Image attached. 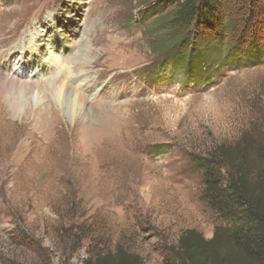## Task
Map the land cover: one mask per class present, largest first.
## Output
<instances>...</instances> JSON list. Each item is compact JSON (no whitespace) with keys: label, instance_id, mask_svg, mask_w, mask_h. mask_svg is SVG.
I'll return each mask as SVG.
<instances>
[{"label":"rangeland","instance_id":"1","mask_svg":"<svg viewBox=\"0 0 264 264\" xmlns=\"http://www.w3.org/2000/svg\"><path fill=\"white\" fill-rule=\"evenodd\" d=\"M232 2L245 5L239 25L264 29V0ZM152 5L159 0H0V264H81L116 248L161 264L186 229L209 239L225 223L192 157L253 123L264 129V55L219 76L189 71L181 57L165 63ZM40 39L53 47L41 48V66L10 59ZM87 46L90 64L70 60Z\"/></svg>","mask_w":264,"mask_h":264},{"label":"trees","instance_id":"2","mask_svg":"<svg viewBox=\"0 0 264 264\" xmlns=\"http://www.w3.org/2000/svg\"><path fill=\"white\" fill-rule=\"evenodd\" d=\"M232 1L159 0L158 6L152 5L146 13L158 17L160 34L154 49L163 50L161 60L168 63L181 57L189 71L197 66L213 76L241 65L244 55L242 64L259 63L264 55L262 22L239 25L236 17L245 5ZM192 160L202 171L204 200L225 223L217 224L209 239L186 229L175 252L161 264H264V129L253 123L235 142ZM81 264L143 262L139 255L116 248L96 252Z\"/></svg>","mask_w":264,"mask_h":264},{"label":"bare ground","instance_id":"3","mask_svg":"<svg viewBox=\"0 0 264 264\" xmlns=\"http://www.w3.org/2000/svg\"><path fill=\"white\" fill-rule=\"evenodd\" d=\"M45 23H46V25L47 26H49L51 23L50 22H44V23H42L41 25H42V27H43V29L39 32V37L41 36V34H42V32L46 29V25H45ZM34 25H32L31 27V34L33 33V31H37L39 28H34L33 27ZM34 28V30L32 31V29ZM30 30V29H29ZM25 35V34H24ZM27 35V34H26ZM85 35V34H84ZM31 36V35H30ZM46 36V35H45ZM60 37L61 36H59V38L58 37H53V40H55L56 42L58 41L59 42V40H60ZM32 38L33 37H31V39L30 40H32ZM40 40H42V42H39L38 44H36V43H34L33 44V47H32V49H30L29 51L28 50H26V52L24 51V49H21V45H20V47H16V49L18 48L19 50H22V53H18L17 51L16 52H14L15 51V49H13L12 51L13 52H11V56H10V59H11V57H14V58H12L14 61H18L19 62V59L18 58H21V61H23V59L25 60V64L26 65H29V67H32V66H35V67H39V66H41L40 65V60H41V58H42V55H43V51L41 50V48L43 49H45L46 50V48H50L49 50H51L52 51V49H53V47L52 46H50V45H47V44H45L44 43V41H43V39H40ZM23 41V40H22ZM62 45V47L61 46H58V47H61V48H63L65 45L64 44H61ZM64 45V46H63ZM51 51H48V53H49V56H51V57H49V59H52L51 61L53 62L54 61V65L56 66L57 64L56 63H59V62H61V58L62 57H60V55H58V54H53ZM87 51H88V46H87V48L85 47V48H83V49H81V51H78V52H76L75 54H74V56H72L71 57V61L72 60H75L74 61V63H77V62H79L80 64H86V65H88V64H90V59L89 60H87V59H82L83 57H86L87 56ZM28 53V55H29V58L27 57V56H25L26 54ZM44 54H45V52H44ZM47 54V53H46ZM19 55H21V56H19ZM54 56V57H53ZM60 57V59H58ZM26 58V59H25ZM27 58H28V60H27ZM44 58H46V57H44ZM88 58V57H87ZM16 62H13V63H16ZM52 62L51 63H49V64H51L52 65ZM78 63V64H79ZM12 64V63H11ZM73 64V63H72ZM50 65V66H51ZM42 66H43V63H42ZM14 68V67H13ZM66 69H68V67L66 66L65 67ZM32 69V68H31ZM36 70H38V69H36ZM80 71V70H79ZM68 72V71H67ZM81 72V71H80ZM86 72V71H85ZM16 73V72H15ZM82 73V72H81ZM18 75V74H17ZM64 86H60V85H58V86H56L55 87V92H54V95L56 96V103H57V105L58 106H60L61 107V102H60V100H59V98L60 97H62V93H63V90H64V88H63ZM78 94V93H77ZM78 96V95H77ZM79 98V97H78ZM84 98V97H83ZM73 106H71L70 108H69V110H71V112L68 110V108H66L68 111H69V113H72L73 112V115L74 114H79L80 113V111H81V108H80V106H78L79 104L78 103H73L72 104ZM67 110H66V112H67ZM78 111H79V113H78Z\"/></svg>","mask_w":264,"mask_h":264}]
</instances>
